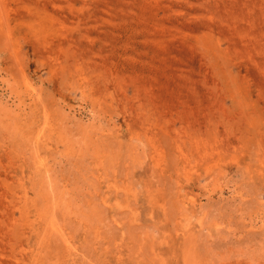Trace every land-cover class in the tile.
<instances>
[{
  "label": "rangeland",
  "instance_id": "374dc122",
  "mask_svg": "<svg viewBox=\"0 0 264 264\" xmlns=\"http://www.w3.org/2000/svg\"><path fill=\"white\" fill-rule=\"evenodd\" d=\"M0 264H264V0H0Z\"/></svg>",
  "mask_w": 264,
  "mask_h": 264
}]
</instances>
